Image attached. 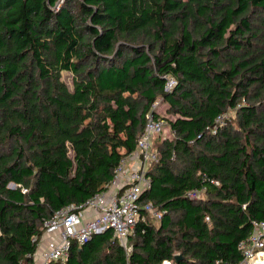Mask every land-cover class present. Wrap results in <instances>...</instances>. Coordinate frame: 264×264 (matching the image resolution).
<instances>
[{"label":"trees","instance_id":"trees-1","mask_svg":"<svg viewBox=\"0 0 264 264\" xmlns=\"http://www.w3.org/2000/svg\"><path fill=\"white\" fill-rule=\"evenodd\" d=\"M151 118L172 134L142 197L161 217L51 264L242 261L264 221V0H0V264H36L44 221L107 191Z\"/></svg>","mask_w":264,"mask_h":264},{"label":"built area","instance_id":"built-area-1","mask_svg":"<svg viewBox=\"0 0 264 264\" xmlns=\"http://www.w3.org/2000/svg\"><path fill=\"white\" fill-rule=\"evenodd\" d=\"M175 84V80L169 78L166 90H172ZM218 122L223 124V118ZM164 131V120L151 118L138 142V151L122 161L107 191L95 195L83 205L66 207L44 221L43 235L37 240L34 254L36 264L65 263L73 245H84L94 235L109 229L127 248L137 224L146 220L145 213L161 217L154 205L142 201V197L151 185L150 166L159 161L154 139ZM198 195L196 192L189 194L191 198ZM239 251L243 255L239 264H264V221L253 222V232L239 244ZM164 264L173 263L165 261Z\"/></svg>","mask_w":264,"mask_h":264},{"label":"rangeland","instance_id":"rangeland-1","mask_svg":"<svg viewBox=\"0 0 264 264\" xmlns=\"http://www.w3.org/2000/svg\"><path fill=\"white\" fill-rule=\"evenodd\" d=\"M64 79L65 81L71 85V77L69 75H65L64 76ZM157 110V112L164 118L166 119H171V120H174L175 119V116L174 115H171V114H168L167 113V105L163 102V101H160L157 103V107L155 108ZM233 114V113H232ZM172 136L171 134V131L170 129L168 128L167 124H166V127H165V131L163 132V134L160 136L162 139L164 138H170ZM157 138V137H156Z\"/></svg>","mask_w":264,"mask_h":264},{"label":"water","instance_id":"water-1","mask_svg":"<svg viewBox=\"0 0 264 264\" xmlns=\"http://www.w3.org/2000/svg\"><path fill=\"white\" fill-rule=\"evenodd\" d=\"M9 188H10V189H15V188H16V185L13 184V183H11V184L9 185ZM181 258H182L181 255L176 256V261L178 262Z\"/></svg>","mask_w":264,"mask_h":264}]
</instances>
